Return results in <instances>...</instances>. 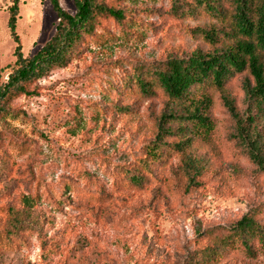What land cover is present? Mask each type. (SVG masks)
<instances>
[{"label":"rangeland","instance_id":"obj_1","mask_svg":"<svg viewBox=\"0 0 264 264\" xmlns=\"http://www.w3.org/2000/svg\"><path fill=\"white\" fill-rule=\"evenodd\" d=\"M19 1L16 33L28 57L59 21L49 0ZM12 2L0 0L2 81L17 67L8 28ZM107 3L122 8L117 0ZM60 4L75 13L74 0ZM170 11L171 0L142 2L130 16L140 27L128 29L125 41L100 50L85 40L65 67L37 84L36 96L11 102L0 119V264H199L209 244L205 233L224 236L219 227L254 213L264 225V172L235 137L221 93L209 92L210 128L194 132L172 122L168 127L185 129V138H167L170 146H161L155 160L147 154L161 117L184 108L161 90L140 94L138 68L212 50L192 33L208 19ZM99 33L116 38L121 29L104 20ZM245 78L225 86L242 115ZM183 141L181 152L175 145ZM191 161L199 172L188 170ZM24 197L34 200L25 205ZM252 247L253 256L237 248L212 264H264L258 238Z\"/></svg>","mask_w":264,"mask_h":264},{"label":"trees","instance_id":"obj_2","mask_svg":"<svg viewBox=\"0 0 264 264\" xmlns=\"http://www.w3.org/2000/svg\"><path fill=\"white\" fill-rule=\"evenodd\" d=\"M49 1L59 21L55 33L28 57L23 55L16 33L20 1L13 0L9 8L8 28L16 44L17 67L7 81H2L0 69V119L10 114L9 107L15 99L36 96L37 84L47 79L55 69L65 67L85 40L93 39L92 44L100 50H107V45L111 43L125 41L129 37L128 29L137 30L140 27L130 17L132 12L142 2L151 5L160 0H117L122 8L110 5L107 0H74V14L63 9L60 0ZM224 4L229 5L230 11L224 9ZM170 12L182 19L198 15L208 19L204 26L194 27L192 33L212 50H196L187 58L173 57L163 65L138 68L134 82L140 94L150 96L161 90L177 106L184 108L179 113L161 117L156 139L147 147L148 156L152 160L157 159L161 146H170L166 143L167 138L183 136L185 129L174 133L168 127L172 122L186 123L194 132L210 128V119L206 114L213 101L209 95L212 91L222 94L225 109L236 125L235 137L246 148L257 170L264 172V139L257 126L264 112V0H171ZM104 20L120 27L121 33L116 38L99 33ZM241 75L247 77L243 83L247 103L244 115L225 95L228 81ZM185 145L186 141H183L175 147L184 152ZM188 168L199 172L192 161ZM133 181L139 183L141 178L134 177ZM190 183H195L194 176L190 178ZM190 183L189 186H192ZM29 200L34 199L24 197L22 201L29 205ZM255 216L256 213L247 214L231 227H219L227 232L224 236L205 233L203 236L209 239V244L202 249L204 258L199 264L215 263L224 251L237 248H244L248 255L253 256L252 244L256 238L264 252V225ZM15 224L21 223L15 218Z\"/></svg>","mask_w":264,"mask_h":264}]
</instances>
